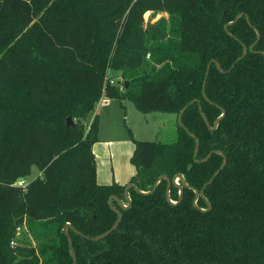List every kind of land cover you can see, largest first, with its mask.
Segmentation results:
<instances>
[{
  "label": "trees",
  "instance_id": "obj_1",
  "mask_svg": "<svg viewBox=\"0 0 264 264\" xmlns=\"http://www.w3.org/2000/svg\"><path fill=\"white\" fill-rule=\"evenodd\" d=\"M148 11L168 16L148 28ZM109 68L123 89L107 81ZM102 94L176 114L171 142L129 129V182L143 191L178 173L201 189L224 156L201 160L226 155L205 188L211 209L187 186L169 202L163 178L149 194L131 187L128 208L114 200L119 225L91 238L118 218L111 195L127 204L126 184L97 180ZM187 104L186 129L178 116ZM200 105L212 126L225 110L215 130ZM170 196L179 200L177 185ZM28 218L40 220L30 226L35 244L18 234ZM67 222L81 232L69 229L78 264H264V0H0V264H73Z\"/></svg>",
  "mask_w": 264,
  "mask_h": 264
},
{
  "label": "rangeland",
  "instance_id": "obj_2",
  "mask_svg": "<svg viewBox=\"0 0 264 264\" xmlns=\"http://www.w3.org/2000/svg\"><path fill=\"white\" fill-rule=\"evenodd\" d=\"M162 16H168L166 12H158L156 14L151 13H145L144 18L145 22L151 21L152 23H156ZM112 77L115 80H122L121 71L119 70H113L112 68L108 69L107 77ZM105 97L103 94L99 98L98 101L94 103L93 111L94 114L97 111L100 110H106L105 108H101L100 102L102 98ZM123 103L124 106L120 107V103ZM114 109L115 116L107 119L104 118L103 125L104 130L109 131L113 127L114 132H119L121 134H125L127 136L128 141L127 142H121L118 143V145H115L111 148L113 156L110 157L106 154L108 150L105 146V149L103 150L102 156L99 159L100 165H102V170L105 171V176L108 179H111L110 181H114L115 174L122 175L124 178L126 175H128L129 170H126V166H129V163L132 164L130 156L133 155L135 144L132 139L134 136L137 139H146V140H163L167 142L174 141L177 137V133H174V131H170L166 125L164 124V121H161L160 119L157 121L156 117L157 114H160L162 117L164 113H154L151 114L143 112L139 110L135 103L128 99H120V98H112L109 109ZM116 110H119L116 111ZM176 116V114H175ZM72 118V117H71ZM175 118V117H174ZM174 119L171 120V122ZM129 129L132 130L133 136H131ZM173 133V134H172ZM120 134V135H121ZM119 135V136H120ZM37 170V169H36ZM35 170V171H36ZM36 174V173H35ZM107 178H103L104 181H107ZM39 219H30L28 218V222H25L18 230V234L20 237L21 242L24 244H35L36 241L33 238V234L30 231V226L32 223H38Z\"/></svg>",
  "mask_w": 264,
  "mask_h": 264
},
{
  "label": "water",
  "instance_id": "obj_3",
  "mask_svg": "<svg viewBox=\"0 0 264 264\" xmlns=\"http://www.w3.org/2000/svg\"><path fill=\"white\" fill-rule=\"evenodd\" d=\"M240 16H241V14L237 16L236 20H237ZM236 20H234V21H232V22H230V23L232 24V23H234ZM227 26H228V25H226V28H227ZM146 27H148V28H149V27H157V24L152 23L151 21H148V22L146 23ZM259 38H260V32L258 31V39H259ZM257 41H258V40H257ZM257 41H256V42H257ZM256 42L250 46V48H249L250 50H253V49H254V46H255ZM247 52H248V47H247V46H244V53H243V55H242L241 58H243V57L247 54ZM241 58H240V59H241ZM212 63H213V60L208 64V68H207V72H206V77H205L204 85H203V93H204V96H205V98H206L207 100H209V101H211V100L209 99V97H208V95H207V93H206V82H207V78H208L209 71H210V68H211V64H212ZM216 64H217V67H218L222 72H224V70L222 69L220 63H219V62H216ZM126 83H127V82H126ZM196 101L200 103V100H199V99H193V100L191 101V103L196 102ZM188 105H189V104L185 105V106L182 108V110L180 111L179 116H178V122H179V124H180L182 127H184V128H186V126H185L184 123H183L182 117H183V113L185 112V110H186V108L188 107ZM200 109H201V114H202V116H203L205 122L207 123L208 127H209L211 130H215V129L218 127V124H219L220 120L223 118V116H224L225 113H226L225 110L223 109V113H222V115H221L219 118H217V120L214 122V125L212 126V125L210 124V122H209V120H208V118H207L205 112L202 110V106H201V105H200ZM67 119H68V125H70V124H74V121L72 120L71 116H68ZM186 129H187V128H186ZM190 134H191L192 136H195L193 133H190ZM198 150H199V139L197 138V139H196V148H195V153H194V156H195V157H196L197 154H198ZM214 152L221 153V154L224 156V162H223V164L221 165V167L215 172V174L212 176V178H211V179H210V180H209V181H208V182H207V183H206L201 189L194 188L192 185H190L189 183H187L186 178H185V176H184L183 173H178L173 179L170 178L168 175H161V176L157 179V181L155 182L154 187H153L151 190H149V191H143V190L139 189L138 186H137L135 183H132V182H129L128 184H126V188H125L124 196H125V200H126L127 204L124 202L123 199H121V198L118 197L117 195H111L110 198H109V204H110L111 208H112V209L118 214V218H117V220L115 221V223L113 224V226H112L109 230H107L106 232H104V233H102V234H100V235H98V236L91 237V238H92V239H95V240L102 239V238H104L105 236L109 235L112 231H114V230L117 228V226L119 225V223H120V221H121V219H122V211H121L120 207H122V208H128V207H130L131 204H132V200H131V197H130V194H129V191H130V188H131V187L135 188V190H137L138 192L145 193V194H149V193L154 192V190L156 189L158 183H159L163 178L167 179V183H168V184H167V200H168L169 202H171V203H173V204H177V203L181 202V201H182V198H183L184 186H187V187H192V188L195 190V200H194V204H195L196 206H198L197 201H198L199 197H203V198L206 200L207 204H208V208L203 209V210H204V211H207V210L211 209L212 204H211V202L207 199V197H206V195H205V188L207 187L208 184H211V183L213 182L214 178L220 173V171H221L222 169L225 168V166L227 165V162H228L226 155H225L222 151H220V150H216V149L212 150V151H211V152H210L205 158H203L201 161H207V160L209 159V157H210ZM196 160H197V161H200V160H198V159H196ZM180 180L182 181L183 184L180 183ZM172 184L177 185V186L179 187V189H180V198H179V200H177V201L172 200V198H171V196H170V190H171ZM114 200H117V201H118L120 207H117V206L114 204ZM69 229L75 230L76 232H79V233H81V232H80L79 230H77V228H76L72 223H70V222H67V223L65 224V226H64V231H65V233H66V235H67V237H68L69 249H70L71 255L73 256V264H78L77 254H76V251H75V248H74V245H73V240H72V237H71V235H70ZM100 253H102V252H100ZM100 253L96 254L95 256L100 255Z\"/></svg>",
  "mask_w": 264,
  "mask_h": 264
},
{
  "label": "crops",
  "instance_id": "obj_4",
  "mask_svg": "<svg viewBox=\"0 0 264 264\" xmlns=\"http://www.w3.org/2000/svg\"><path fill=\"white\" fill-rule=\"evenodd\" d=\"M148 12L151 13L152 11H148ZM118 81H120V79ZM111 100H112V98L110 99V102H111ZM109 105H110V103L108 105L100 106L101 108H103V109L105 108L106 110H100V111L96 112V113H99V116H100V121H99L100 124H99V132H98L99 140L97 142H95L94 146H93V150L95 152L96 162H97V180L101 184H111L113 182H118L120 184H128L131 177L136 173V167L133 163L132 164L129 163V166L128 165L126 166V170H129L128 175H126L123 178L122 177L123 174L118 175L116 173L114 181H110L111 179H108L105 176V171L104 170L101 171L102 165H100V163H99V159L102 156L101 152H103V150L105 149V146L107 147L106 150H108L106 152V154L109 155L110 157H112L113 153H112L111 148L115 145H118V143L128 141V138H127V136H125L124 133L121 134V133L116 132V131L114 132L113 127L109 131L104 130V125H103L104 118L109 119V118L115 116L114 109L113 108L109 109ZM123 106H124V104L121 102L119 108L123 107ZM116 111L119 112V110H116ZM152 112L164 113L163 114V115H165L164 117H162L160 114H157L158 116L156 117V120L158 121L160 119L161 121H164V124L166 125V127L170 131H172V132L174 131V133H175L176 125H177L176 124L177 123V117L175 116L174 113L161 112V111H152ZM152 112H148V114L149 113L151 114ZM172 119H174V120L171 122ZM130 158H131V156H130ZM40 174H41V172L39 170H36V171L34 170V172L27 179L30 180L32 178L39 176ZM104 177L107 178V181L103 180Z\"/></svg>",
  "mask_w": 264,
  "mask_h": 264
},
{
  "label": "built area",
  "instance_id": "obj_5",
  "mask_svg": "<svg viewBox=\"0 0 264 264\" xmlns=\"http://www.w3.org/2000/svg\"><path fill=\"white\" fill-rule=\"evenodd\" d=\"M107 81H109L110 84L118 83V84H120V88L123 89V85H121L122 84L121 81H117L112 77H108ZM104 96L105 97H103L101 102H100V105H102V106L108 105L110 103V99H111V98L107 97L106 95H104ZM28 182H29V179H27V178L21 179L18 181V185H21V186L27 188ZM12 244H15V241H12Z\"/></svg>",
  "mask_w": 264,
  "mask_h": 264
},
{
  "label": "bare ground",
  "instance_id": "obj_6",
  "mask_svg": "<svg viewBox=\"0 0 264 264\" xmlns=\"http://www.w3.org/2000/svg\"><path fill=\"white\" fill-rule=\"evenodd\" d=\"M147 13H149V12H147Z\"/></svg>",
  "mask_w": 264,
  "mask_h": 264
}]
</instances>
